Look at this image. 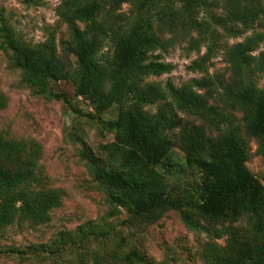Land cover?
<instances>
[{
    "label": "trees",
    "instance_id": "obj_1",
    "mask_svg": "<svg viewBox=\"0 0 264 264\" xmlns=\"http://www.w3.org/2000/svg\"><path fill=\"white\" fill-rule=\"evenodd\" d=\"M179 2L64 0L58 14L70 35L60 50L53 36L34 46L7 28L1 46L11 52L22 82L36 93L51 92L73 105L65 92L50 90L52 82L71 81L76 96L89 101L97 113L116 107L115 118L102 120L114 139L105 145L104 158L89 161L92 177L105 187L112 204L149 222L169 209L180 210L192 227L204 221L215 229L216 238L227 236L225 246L208 243L210 264H264V181L247 165L251 139L264 158V88L256 84L264 73V50L253 54L260 43L255 36L237 42L226 53L229 75L211 74L207 63L220 37L213 25L232 36L242 29L212 11L210 22L201 21L199 14L208 10L209 0ZM251 2L229 0L232 14L245 25ZM124 4L129 13L123 11ZM178 31L198 34L189 39L188 48L200 54L201 46H206L192 63L206 73L181 87L171 81L164 86L146 82L150 75L170 70L160 54L167 50L161 33ZM6 101L0 93V108ZM177 150L183 154L184 167L200 172L197 195L165 190L153 180L154 169L172 170ZM24 151L22 143L0 139V227L19 216L47 220L60 202L58 191L34 189L35 160L25 158ZM133 259L143 257L133 250L125 260Z\"/></svg>",
    "mask_w": 264,
    "mask_h": 264
},
{
    "label": "rangeland",
    "instance_id": "obj_2",
    "mask_svg": "<svg viewBox=\"0 0 264 264\" xmlns=\"http://www.w3.org/2000/svg\"><path fill=\"white\" fill-rule=\"evenodd\" d=\"M64 0H0V93L6 105L0 108V139L23 144L24 157L35 160L34 189L56 190L60 202L48 213V219L33 222L20 216L5 227H0V264H210L206 248L209 242L227 244V236L216 238V231L204 221L197 227L187 224L180 210L169 209L155 221H144L123 206L112 204L107 190L90 173L89 161L105 157V145L114 134L104 128L102 120L116 117L112 107L104 114L95 111L92 104L76 96L71 81L52 82L50 90L65 92L70 103L56 99L51 92L38 94L21 79V70L11 59V52L1 46L3 30L22 37L28 44L44 43L53 36L57 48L69 39V29L58 14ZM180 4L179 0H173ZM249 3V24L233 15L229 0H209L208 10L202 9L201 21L210 22L209 12L227 18L228 24L242 29L238 36L224 32L214 24L220 37L216 52L208 61L211 74L229 75L226 53L231 45L255 36L260 43L253 54L264 50V0H242ZM129 13V6L123 5ZM230 18H229V16ZM167 50L160 52L170 70L150 75L146 82L164 86L171 81L181 87L205 70L192 63L201 53L188 48L189 39L198 34L192 31L161 33ZM264 88V73L256 78ZM155 112L156 106H152ZM183 116L191 121L193 116ZM241 114H237V123ZM244 136L246 134L242 132ZM248 167L264 181V158L255 139L248 143ZM176 163L171 171L159 167L153 171V180L165 190L188 191L197 195L200 172L184 167L183 154L177 150ZM228 224V223H226ZM216 229H221L220 225ZM137 251L143 260L126 261L125 256Z\"/></svg>",
    "mask_w": 264,
    "mask_h": 264
}]
</instances>
